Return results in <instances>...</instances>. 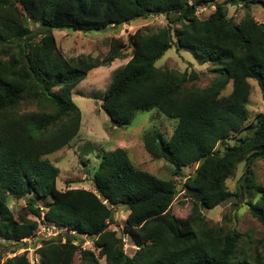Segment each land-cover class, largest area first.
Returning a JSON list of instances; mask_svg holds the SVG:
<instances>
[{"label": "trees", "instance_id": "1", "mask_svg": "<svg viewBox=\"0 0 264 264\" xmlns=\"http://www.w3.org/2000/svg\"><path fill=\"white\" fill-rule=\"evenodd\" d=\"M261 0H0V240L21 244L34 237L40 224L75 232L42 241L39 264H264L237 257L240 235L210 227L202 210L225 203L232 194L226 181L243 163V192L259 195L247 203L249 213L264 229V185L252 178V167L264 161V113L249 120L247 104L254 81L264 103V26L247 14L238 24L227 18L226 7ZM214 7L204 20L198 9ZM163 16L166 26L156 32L138 29L125 44L112 39L102 58L66 59L57 49L54 30L89 32L123 26L136 19ZM36 25L30 30L24 22ZM173 25L177 28L172 29ZM130 59L113 72L100 109L117 127L131 124L137 112L155 110L177 121L165 139L144 134V149L152 160H165L178 177L195 166L181 192L191 203L184 221L171 214L178 193L173 179L162 180L138 170L123 149L102 153L91 175L93 191H59V169L44 157L66 147L78 134L81 114L72 91L93 69ZM172 47L190 51L195 60L210 64L217 79L204 89L186 87L195 75L159 69L155 63ZM231 83V92L222 91ZM54 90H57L55 92ZM34 106L36 111H23ZM233 141L228 145L226 141ZM224 146L221 151L218 146ZM28 197L27 214L7 207L8 197ZM35 199L47 200L41 207ZM127 216L122 234L137 248L124 254L122 241L109 225L117 208ZM39 222V223H38ZM93 240L94 249L74 244L81 237ZM19 248L10 250L15 254ZM9 253V252H8ZM0 264H30L27 254Z\"/></svg>", "mask_w": 264, "mask_h": 264}, {"label": "rangeland", "instance_id": "2", "mask_svg": "<svg viewBox=\"0 0 264 264\" xmlns=\"http://www.w3.org/2000/svg\"><path fill=\"white\" fill-rule=\"evenodd\" d=\"M263 3L243 4L236 3L226 7L227 18L234 24L240 23L249 14L256 23L264 26V0ZM214 7H205L197 10V17L200 20L206 19ZM25 25L30 30H35L36 25L24 18ZM163 16L149 17L147 19H136L128 25L111 26L104 31H73L71 29L54 30L52 32L57 49L66 59L77 60L80 57L104 58L109 51V44L112 39H121L127 44V39L138 29H147L148 33L156 32L159 28L166 26ZM173 25L172 29L177 28ZM124 54L126 59L115 60L109 66L93 69L87 74L85 80L77 85L72 91V101L81 114V122L76 137L61 150L44 157L60 171L56 180V187L59 191L68 189H82L93 191L91 175L98 165L97 157L102 153L123 149L127 152L128 158L135 168L148 172L155 177L168 180L173 179L177 188V195L171 205V214L179 221L184 222L191 214V203L181 192V187L186 178L193 175L195 166L183 168L178 177L172 176L173 167L165 160H152L144 149L143 136L147 132L155 131L165 139L172 134L177 121L158 114L155 110L148 112H137L131 124L126 127L114 126L107 116L100 109V101L107 89L114 71L126 64L130 59L131 49L126 48ZM159 69H169L178 73L195 75V80L186 83V87L192 89H204L217 79L213 72L214 67L210 64H199L193 54L188 50L177 51L175 47L170 48L164 56L155 63ZM251 86L248 104L249 124L251 119L258 114L264 113V103L261 100L260 91L254 81H249ZM57 92V90H54ZM231 92V83L226 86L221 95L226 96ZM23 111H36L34 106L23 107ZM232 145L233 141H226ZM218 148L222 151L224 146ZM243 163L239 164L236 171L226 181L227 189L232 194L225 203L211 210H202V215L210 227H221L225 230H233L240 235L238 241L237 257L251 261L255 254L264 258V229L251 217L247 203L256 202L259 195L254 192H243L240 198L233 195L237 192V186L242 181ZM252 178L257 184L264 185V161H257L252 167ZM28 203V197H8L7 207L13 212L14 217L18 214H29L24 208ZM48 203L47 200L35 199V204L44 213L41 207ZM127 211L125 208H117L113 213V223L109 230L114 231L117 237L121 238L123 252L126 256L132 257L137 248L122 234L125 225ZM28 218L36 221L31 215ZM39 223V222H38ZM44 227L57 232L62 241L66 238L65 233L59 227L41 224L38 225L34 237L24 239L21 244L0 241V255L2 262L14 255L27 254L30 264H39V255L36 250L42 241H45ZM81 241L76 240L75 244L80 245L81 250L98 251L94 249L93 240L82 236ZM19 248L13 255L10 250ZM9 252V253H8ZM72 264H81L80 254L77 253ZM99 264H107L104 259Z\"/></svg>", "mask_w": 264, "mask_h": 264}, {"label": "built area", "instance_id": "3", "mask_svg": "<svg viewBox=\"0 0 264 264\" xmlns=\"http://www.w3.org/2000/svg\"><path fill=\"white\" fill-rule=\"evenodd\" d=\"M39 225H41L40 223H39ZM54 227H52V229H53ZM52 229H49V227H44L43 228V232H44V236H45V238L46 239H50V238H58V237H56V236H58L59 234L57 233V232H55V233H53L52 231ZM59 230H62V232L63 233H65V235H67V236H70V237H72V236H74L75 235V232H70V231H67L66 229H63V228H59ZM66 236V237H67ZM74 244H75V242H74Z\"/></svg>", "mask_w": 264, "mask_h": 264}, {"label": "crops", "instance_id": "4", "mask_svg": "<svg viewBox=\"0 0 264 264\" xmlns=\"http://www.w3.org/2000/svg\"><path fill=\"white\" fill-rule=\"evenodd\" d=\"M0 241H2V240H0Z\"/></svg>", "mask_w": 264, "mask_h": 264}]
</instances>
